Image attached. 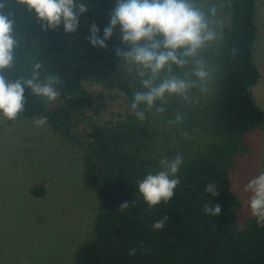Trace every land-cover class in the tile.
Instances as JSON below:
<instances>
[{"label":"trees","instance_id":"1","mask_svg":"<svg viewBox=\"0 0 264 264\" xmlns=\"http://www.w3.org/2000/svg\"><path fill=\"white\" fill-rule=\"evenodd\" d=\"M258 1L235 0L228 24L222 29L214 58L213 93L207 105L212 143L173 154L171 159L177 155L183 158L177 173L180 184L169 203L161 202L151 211L137 191V181L159 171L163 158L153 152L151 117H171L177 107L170 102L165 114L148 113L145 121H139L130 108L136 85L132 81L131 86L120 84L121 61L115 56V49L123 47L119 26L105 49L90 46V26L96 24L102 38L115 0H82L88 11L80 16L74 33H65L62 25L42 30L34 14L14 0L12 7L4 9L14 21L20 41L18 61L7 71L8 77H29L35 59L44 64L42 79L51 75L61 81V95L54 103H46L26 89L25 110L17 119L47 116L46 125L82 151L83 185L99 195L91 229L75 249L73 264H264V227L258 226L254 217L238 225L240 203L228 187L231 161L243 136L264 123V113L252 95L260 79L253 58ZM85 83L119 88L126 109L114 119L92 121L83 135L76 136L71 110L92 111L99 116ZM209 183H216L218 196L204 192ZM29 193L34 199L42 198L43 183L31 186ZM124 201L129 206L120 210ZM208 203L210 208L219 204L220 215H206L203 207ZM163 216H168L164 228L153 230L151 225ZM133 247L136 253L130 256Z\"/></svg>","mask_w":264,"mask_h":264},{"label":"rangeland","instance_id":"2","mask_svg":"<svg viewBox=\"0 0 264 264\" xmlns=\"http://www.w3.org/2000/svg\"><path fill=\"white\" fill-rule=\"evenodd\" d=\"M234 2L231 0L222 14L223 28L228 24ZM256 20L258 35L253 58L260 79L252 95L264 113V0L258 1ZM220 42L221 38L206 53L214 68L213 77ZM130 81L132 78L121 66V86H131ZM84 87L99 116L92 111L71 110L72 132L76 136L83 135L92 121L114 119L126 109L119 88L104 89L93 83H85ZM209 88L206 95L196 94L193 105H184L179 98L170 101L177 107L174 112L184 114V121L174 127L167 124L173 111L171 117L152 115L153 152L171 159L179 150L212 143L206 119L212 82ZM35 119L0 118V264H73L75 249L91 229L99 195L83 185L82 151L47 125L36 127ZM261 171H264V123L243 136L228 173V187L240 203L236 214L239 226L253 218L248 207L250 194L244 187ZM40 183L45 195L34 199L29 189Z\"/></svg>","mask_w":264,"mask_h":264},{"label":"clouds","instance_id":"3","mask_svg":"<svg viewBox=\"0 0 264 264\" xmlns=\"http://www.w3.org/2000/svg\"><path fill=\"white\" fill-rule=\"evenodd\" d=\"M14 3L26 6L42 30L62 25L65 33L76 32L80 16L88 11V5L82 0H14ZM230 5L231 0H115L102 38L98 35V26L94 23L90 26L88 42L98 49L106 48L107 41L119 26L123 47L115 49V56L136 85L130 108L139 121H145L148 113L165 114L173 98L190 106L195 103L197 93L206 95L210 91L214 68L206 53L221 38L222 14ZM12 6L13 0H0V118L7 121L16 120L25 110L26 89L46 103H54L61 95L58 77L45 75L41 78L44 64L39 60L33 59L29 77H8L7 71L18 61L20 43L14 32V21L4 14V9ZM183 120V113L174 112L167 124L171 128ZM47 123V116L34 120L36 127ZM182 163L180 155L171 160L162 158L159 171L137 181V191L149 211L161 202L171 201L180 184L177 173ZM244 191L250 194L251 216L258 226L264 227V171L252 178ZM204 192L213 197L219 195L216 183L207 184ZM128 206L129 202L124 201L119 209L125 210ZM203 211L206 215L218 216L221 207L217 204L210 208L208 203ZM167 221L168 216H163L151 228L162 230ZM135 253L133 247L128 254Z\"/></svg>","mask_w":264,"mask_h":264}]
</instances>
